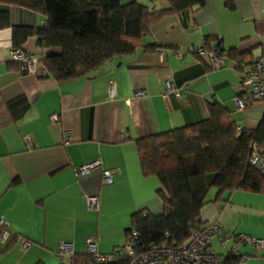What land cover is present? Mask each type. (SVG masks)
Instances as JSON below:
<instances>
[{
	"label": "crops",
	"instance_id": "0c3cea01",
	"mask_svg": "<svg viewBox=\"0 0 264 264\" xmlns=\"http://www.w3.org/2000/svg\"><path fill=\"white\" fill-rule=\"evenodd\" d=\"M135 1L148 8L169 6L167 0ZM231 1L229 7L225 0H202L200 6L168 12L141 37L142 45L154 48L133 47L66 80L19 70V61L11 57L12 28L34 30L45 15L18 4L0 6L8 16V24L0 27V218L10 232L0 244V264H59L60 242L73 254H85L88 237L96 240L97 253L107 254L124 242L134 213L160 214V185L154 176H142L135 139L205 120L211 102L225 108L240 129L256 128L264 107L256 101L237 110L233 97H245L240 76L264 51V0ZM214 36L229 50L218 67L189 49ZM18 50L40 57L43 48L31 32ZM175 51H182L180 58ZM10 61L18 66L9 68ZM109 79L115 81L112 97L106 93ZM165 80L176 91L163 97ZM95 159L110 171L109 184H102L96 170L74 173V167ZM91 195L98 198L95 210L85 202ZM199 222L200 228L217 227L208 241L214 254L264 264V247L234 249L236 238L244 235L264 243V193L237 189L218 194L212 187ZM18 238L26 241L24 247Z\"/></svg>",
	"mask_w": 264,
	"mask_h": 264
},
{
	"label": "trees",
	"instance_id": "16d2710c",
	"mask_svg": "<svg viewBox=\"0 0 264 264\" xmlns=\"http://www.w3.org/2000/svg\"><path fill=\"white\" fill-rule=\"evenodd\" d=\"M167 1L166 8L144 7L135 0L126 3L120 0H0V6L18 4L45 15L43 25L34 30L13 27L12 46L18 49L26 34L36 33L43 48L40 60L45 67L44 74L66 80L85 75L133 47L154 48V44L142 45L141 41L151 22L168 12L202 3V0ZM225 3L232 5L231 0ZM7 24V13L0 8V27ZM17 33H20L18 39ZM208 39L203 42L204 48L208 46ZM7 66L16 68L18 63L10 61ZM207 108L208 118L196 124L134 140L142 176H154L160 185L157 190L160 214L138 212L131 216V224L138 228L144 242L181 243L192 231L198 230L199 210L212 187L218 194L237 189L264 193V177L247 164L249 142L264 143V112L255 129L236 131L225 108L217 102H211ZM88 261L86 253L73 254L70 264H88ZM127 263L120 256L115 263L104 264ZM222 263L237 264L238 258L229 254L223 257Z\"/></svg>",
	"mask_w": 264,
	"mask_h": 264
},
{
	"label": "built area",
	"instance_id": "2783aa9c",
	"mask_svg": "<svg viewBox=\"0 0 264 264\" xmlns=\"http://www.w3.org/2000/svg\"><path fill=\"white\" fill-rule=\"evenodd\" d=\"M44 23V22H43ZM208 46L190 47V51L195 53H203L211 67H218L223 64L224 59L228 55V48L222 43L218 36L208 39ZM176 57H181L182 51H175ZM11 57L20 63L19 70L36 76L45 73V67L35 54L22 55L18 49L11 51ZM239 84L245 89V97H233L234 105L237 110H243L246 105L252 102H260L264 107V51L255 56L251 64L242 73ZM165 89L162 96L165 97L169 92L176 91V88L169 80L164 81ZM106 93L108 97H112L115 93V81L109 79L106 84ZM135 95H143V90H135ZM58 117L52 115L50 120L56 122ZM236 131H240V127L236 126ZM25 146L31 147V139L29 136L23 137ZM247 164L257 170L264 177V143L250 141L248 144ZM76 175H84L90 171L96 170L100 176L102 184L111 182V173L101 168L98 159L78 165L73 168ZM86 205L90 209L98 208V198L95 195L85 197ZM217 232V227L211 223L203 228L192 231L188 237L181 243L174 241L168 242H144L140 237L138 228L131 224L125 232L124 242L122 245L115 247L110 253L99 254L96 252V240L88 237L85 239V250L89 256L88 264H104L115 263L120 256L128 260L127 264H223V257L214 254L208 247L209 239ZM10 232L2 218H0V244H4ZM163 237H167L165 232ZM220 236L219 239H222ZM21 247L26 245L24 239H17ZM241 244H246L254 249H262L264 243L254 237L241 236L236 238L234 249ZM56 258L66 264L72 262L73 253L67 243L60 242L55 254ZM237 264H242V260L238 259Z\"/></svg>",
	"mask_w": 264,
	"mask_h": 264
},
{
	"label": "rangeland",
	"instance_id": "374dc122",
	"mask_svg": "<svg viewBox=\"0 0 264 264\" xmlns=\"http://www.w3.org/2000/svg\"><path fill=\"white\" fill-rule=\"evenodd\" d=\"M122 244H123V243H122ZM122 244H121V245H122ZM119 246H120V245H119Z\"/></svg>",
	"mask_w": 264,
	"mask_h": 264
}]
</instances>
